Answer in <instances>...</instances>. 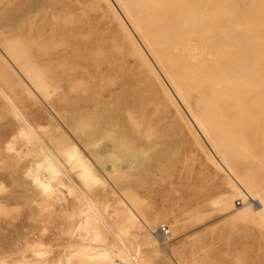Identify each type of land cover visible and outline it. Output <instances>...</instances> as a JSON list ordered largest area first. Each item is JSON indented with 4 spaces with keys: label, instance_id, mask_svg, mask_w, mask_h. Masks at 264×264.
Returning a JSON list of instances; mask_svg holds the SVG:
<instances>
[{
    "label": "rangeland",
    "instance_id": "rangeland-1",
    "mask_svg": "<svg viewBox=\"0 0 264 264\" xmlns=\"http://www.w3.org/2000/svg\"><path fill=\"white\" fill-rule=\"evenodd\" d=\"M62 1L64 5L61 0H0V15L11 19L21 41L35 36L27 31L30 21L55 15L60 19L69 18L73 23L67 35L70 43L66 47L59 46L55 53L45 56L39 53L40 47L39 50L33 49L31 60L43 70L49 95H37V102L25 99L19 106L27 111L36 125H44L37 131L46 140L48 137L44 131L51 130V133L59 135L57 123L86 156L92 159V153H96L103 162L102 167L97 166L102 180L92 185L88 193L98 204L107 224L98 223L103 238L92 243L99 247L117 246L119 243L115 237L122 231L124 244L132 257L142 260L143 264H264V211L250 214L251 217L246 214L245 217L243 214L235 216L231 203L241 202L236 206L242 205L244 201L239 196L242 191L238 189L233 194L229 193L231 184L240 180L228 172L224 163L225 169L218 165L220 160L216 148L207 142L208 138L194 122L199 139L180 122L175 106L165 104V109L158 108L152 97V86L146 83L150 79L145 66L134 53L133 45L125 38L113 13L109 9L104 13L107 9L104 1L99 10L93 8V0ZM173 1L169 2L173 4ZM191 1H180L183 8L187 4L185 10L182 8L184 11L179 8L181 5L176 7L177 0L174 1L175 8L169 2L165 8L168 10L171 5V11L172 8L174 12L180 9L182 16L194 11L197 15L196 24L191 26L194 30L185 24L164 28L182 31L178 34L188 36L191 41L185 43L191 46L195 41L192 46L198 48L206 49L208 45L214 51L230 50L232 53L243 48L253 49L250 57L255 60L248 57L251 61L248 62L254 60L251 67H260L256 71L260 78L264 74V0ZM119 13L122 14L120 10ZM111 19L112 23L109 22ZM165 19L169 21V18ZM131 31L161 76L145 45L134 30ZM58 35L51 41H59ZM208 36H218L222 44L218 45L215 38ZM230 38H233L231 42ZM46 39L42 37L37 42L43 47ZM210 41L216 45H211ZM255 55L258 56L255 58ZM16 74L19 79H24L20 72ZM261 79L264 80V75ZM8 109L0 100V264L21 262L22 254L34 257L32 245L25 247L27 231L37 236L30 234V243L41 237L52 252L43 264H94L78 257L68 262L65 255L68 249L91 234L84 228L78 229L73 236L67 233L76 220L73 211L83 205L85 208L86 201L76 199L78 192L72 189V183L64 173L60 175L63 183L57 191L63 200L50 201L39 194L31 178L24 175V167L35 160L30 152L31 145L19 139L15 147L21 148V155L5 149L6 142L19 128L18 121ZM50 112H57V117L53 114L51 120ZM251 129L247 127L242 139L249 151L252 146L258 148L257 159L247 157L246 165L264 182V163L260 164L262 161L259 159L264 153V127L259 129L257 137ZM60 141L67 145L66 139ZM203 144L207 145L205 149ZM27 149L30 153L25 155ZM114 150L118 155L112 154ZM208 153L215 157L213 161L208 158ZM122 161V168H113L114 162L121 164ZM65 163L69 168L70 165ZM243 191L248 198L252 197L250 191ZM225 196L227 200L222 201ZM248 198L245 197V202ZM127 206L137 217L133 225L125 212ZM163 224L169 229V236L159 242H151L152 231Z\"/></svg>",
    "mask_w": 264,
    "mask_h": 264
},
{
    "label": "bare ground",
    "instance_id": "bare-ground-1",
    "mask_svg": "<svg viewBox=\"0 0 264 264\" xmlns=\"http://www.w3.org/2000/svg\"><path fill=\"white\" fill-rule=\"evenodd\" d=\"M36 1L37 0H33V2ZM103 1L104 5L107 7L104 13H107L106 11L108 9L113 13L114 19L117 20L125 38L133 45L134 53L136 52L140 58L141 64L145 66L150 82L148 80L146 81V79L145 81L152 86V97L158 108L165 109V104L168 107L175 106L180 115V122H183L188 130L199 139V134H197L195 130L196 125L199 130L204 133L206 138H208L209 141L207 142L216 148L220 160L218 165L224 169L225 165L229 170L228 172L233 173L240 180L231 184V193H229L233 194L237 192L238 189L242 191V194H239L244 201L242 205L236 206L241 202L237 204L234 202L231 203V210L235 211V216L238 217L242 214L249 216L250 214L253 215V213H261L264 211V182H262V179L252 174L246 165L247 157L252 156L254 160L257 159L255 156L258 148L252 146L249 151V149H246L245 141L242 139V135L247 127L252 128L251 130L255 132V137H257L256 134L259 132V129L264 127V80L261 79L264 74L260 73L261 77L259 78L256 76V71L257 68L260 67L257 66L255 68L253 65L251 67L255 59L253 56H250L253 54L251 51L253 52L254 50L243 48L233 51L234 53L228 49L226 50L230 52H218L216 50L214 51V49L208 45L207 47L210 49L207 47L203 49L202 46L201 48L192 46L193 43H196L195 41H192L193 43H191V46L190 44H186L190 39L188 36H180L179 34H181L182 31L180 32L176 29L169 31L164 27L167 25L181 27L182 24H185L187 28L189 27L192 29L194 24H196L197 15H195L196 13L194 11L193 14L191 10L193 15L190 13L189 15L185 16L183 14L182 16L178 8L179 11L176 10L174 12L175 0H172L173 4L169 2L170 0H93V8L99 10L98 7L102 5ZM180 1L177 0V3L175 2L176 5L178 4L180 6L182 3ZM62 2L61 0V4ZM166 2L172 4L174 7L172 11L169 9L171 5H169L167 8L168 10H166ZM53 3H55V1ZM178 5L176 7H179ZM185 5L187 6L186 3ZM181 6L179 8L182 9L184 4L182 7ZM186 6L183 8L184 10L187 8ZM189 7L190 6H188V8ZM118 9L123 16L119 13ZM230 14L233 15V13ZM8 18H4V16L0 15V47L2 49L0 53V100L9 107L8 110L18 121L19 128L6 142L5 149L21 155V148L18 150L15 147V143L19 139H22L24 144L31 145L30 152L34 155L35 160L24 167V175L31 178V183L39 189V194L42 195V197L50 201L63 200L57 191L60 188V184L63 183L60 175L64 173L72 183V189L78 192L76 199L86 201L85 208H82L85 206L83 205L80 209L73 211L76 220L71 223L67 233L73 236L78 229L84 228L91 234L89 237H82L84 241L75 244L73 248L65 252L68 262L72 260L73 257H78L94 264H143L142 260L132 257L131 252L124 244L123 237L121 236L123 232L120 228V235H116V237L113 235L119 245L116 246V244H113L107 245L108 247H99L92 243L93 240L101 239V237L103 238V232L98 223H102L103 225L107 224L98 204L88 193L92 185L99 184L102 180L97 170V166H103V162L99 158V155L92 153V159L86 156L79 148V145L74 143L75 141L73 142L72 138L66 134L67 132L62 126L56 122L55 126L57 130L60 131L59 135L53 132L51 133V130L49 131L50 133L44 131L43 133L48 137V140H46L37 131L39 127H44V125H36L31 120L27 111L25 109L22 110L19 106V103L21 102L22 104L25 99L37 102V95H49L47 92L49 85L46 78L43 76V70L32 62L31 54L34 48L38 49L40 47L41 49L38 50L41 55H52L57 51L56 49L59 46L66 47L69 45L70 39L67 38V35H69L72 30V21L66 17L60 19L55 15H52L48 19H40L34 22L30 21L26 27L27 31L35 36L31 40L21 41V35L17 33V27L13 28L12 21ZM165 18H169V21H166ZM112 20L113 19H111V21L109 20V22L112 23ZM232 25L233 24L230 26ZM131 29L134 30L139 40L145 45L146 50H148L150 56L153 58L157 68L160 69L159 71L162 73L161 76L160 73L156 71L155 66L151 63L152 61H150L146 52L135 39ZM193 30L194 28L192 31ZM192 31L190 30L189 33L191 34ZM57 35L59 36V41H51L55 39ZM203 36L202 34L201 37ZM219 36L221 37V35ZM227 36L225 38H227ZM42 37L47 38L43 47L37 42ZM211 37L209 38L211 39ZM243 37L245 36H242V38ZM125 38L123 40H125ZM212 38H215V40L218 41L217 43H219L218 45H220L221 41L219 42L220 39H218V36H213ZM232 39L230 38V42ZM126 42L128 43L127 45H129V42ZM214 43L216 45V42L213 41V44ZM213 44L211 42V45ZM120 45H123V43ZM127 45H125V47ZM131 45L129 46L131 47ZM121 47L122 46H120V48ZM256 51H258V49H256ZM260 55L262 56V54ZM257 56L255 55V58ZM248 57L254 59L252 63H249L251 61L248 60ZM258 63L261 64L260 62ZM261 65H263V63ZM19 72L24 79L18 78L16 73ZM162 76L165 77L166 83L162 80ZM19 89H21V93ZM175 96L185 107L184 109L180 108L181 105L179 106ZM149 102H151V100H149ZM151 105H153V102ZM56 113L53 112L55 117H57ZM53 114L51 112L48 114L51 120H53ZM119 133L120 131L118 135L121 134ZM118 135H116V137H118ZM262 135H264V133H262ZM60 139H66L67 145H63ZM70 142L73 144H70ZM202 147L205 149L207 145L203 144ZM115 148L116 146L114 145L113 149ZM25 151H27V153L25 152L26 154L24 153L25 155L30 153H28V149ZM112 154L118 155L115 150ZM208 158L211 161L215 159V157L211 156L209 153ZM259 159L262 161L260 164L264 163V153ZM65 162L70 165L69 168L66 166ZM122 163L123 161L121 164H119V162H114L113 168H122ZM223 163L224 165H222ZM104 169L106 170V168ZM243 190L250 191L249 194L252 193V197L248 198ZM93 191H91V193ZM69 192L70 191H68V193ZM226 197L227 196H225L222 201L227 200ZM245 197L248 198L246 202ZM120 202L123 203V200H120ZM64 203L67 204L68 201L65 199ZM125 212L128 213L130 217L129 223L131 222L132 224L133 221L136 222L137 217L130 206L126 207ZM262 214L264 215V212ZM246 215H244V217ZM247 218L248 217H246V219ZM126 221L128 220L126 219ZM163 225L156 231H152L153 236L151 242H159L168 237L162 236L161 231ZM30 234L35 236L34 232H25V247L32 245L34 248V257L32 256L30 258V256L22 254L21 262H16L14 264H43L48 255L52 253L51 250L47 249L41 237L39 240H33V242L30 243Z\"/></svg>",
    "mask_w": 264,
    "mask_h": 264
},
{
    "label": "built area",
    "instance_id": "built-area-1",
    "mask_svg": "<svg viewBox=\"0 0 264 264\" xmlns=\"http://www.w3.org/2000/svg\"><path fill=\"white\" fill-rule=\"evenodd\" d=\"M161 232H162V236H169V234H170L169 229L166 228L165 225L162 226V231Z\"/></svg>",
    "mask_w": 264,
    "mask_h": 264
}]
</instances>
